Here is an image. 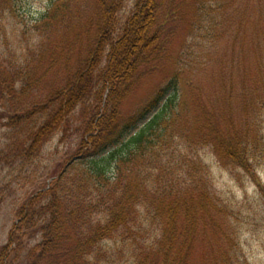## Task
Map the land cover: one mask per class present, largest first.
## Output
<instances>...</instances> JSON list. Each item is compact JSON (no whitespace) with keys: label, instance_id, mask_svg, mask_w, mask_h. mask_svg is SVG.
Returning a JSON list of instances; mask_svg holds the SVG:
<instances>
[{"label":"trees","instance_id":"16d2710c","mask_svg":"<svg viewBox=\"0 0 264 264\" xmlns=\"http://www.w3.org/2000/svg\"><path fill=\"white\" fill-rule=\"evenodd\" d=\"M87 1L56 0L35 26L44 40L55 36L50 46L46 48L41 41L37 50L29 51L31 59L23 63L11 56L7 69L0 62L4 66L0 68V109L7 101L17 106L14 98L23 96L19 99L24 111L12 113L8 120L16 131L27 129L26 158L62 131L67 118L81 107L75 161L87 163L82 171H64L48 192L37 196L41 202L32 199L21 208L19 224L4 250L20 246L23 231L34 228L42 240L29 253L28 264H100L104 243L125 234L144 236L139 214L145 208L153 214L151 223L160 219L152 226L158 234L151 244L138 246L135 264H194L196 237L202 225L212 222L210 214L218 206L208 180L197 172L201 161L189 155L178 162L165 158L176 136L186 146L209 145L222 161L245 171H250L258 156H264L262 48H252L255 66L244 60L251 15L256 28L264 23V0H180L184 5L181 15L186 19V11L190 13L189 32L198 25L215 32L208 33L211 46L216 47V57L211 56L214 60L208 63L213 79L208 94L225 102L220 107L200 88L190 87L188 95L181 92L186 62L180 53L166 86L130 117L122 115V105L141 68L154 69L150 64L164 55L159 17L168 3L178 0H134L124 27L118 32L112 28L110 33V20L122 0H91V7ZM98 17L104 19L106 28ZM224 39L229 41L227 46L221 44ZM75 48L95 49L87 55L80 50L74 59ZM51 55L54 59H49ZM32 59L36 63L26 65ZM47 61L48 68L54 69L49 71L64 77L52 85L50 98H36L45 94H29L30 87L48 84L42 79L47 71L38 75L31 67H44ZM20 82L26 87L18 95L15 86ZM237 94L242 124L237 128L240 133L229 134L220 121L228 130L235 126L229 111ZM47 193L50 196L43 199ZM218 229L217 235L222 234V228ZM232 261L223 252L217 264Z\"/></svg>","mask_w":264,"mask_h":264},{"label":"rangeland","instance_id":"374dc122","mask_svg":"<svg viewBox=\"0 0 264 264\" xmlns=\"http://www.w3.org/2000/svg\"><path fill=\"white\" fill-rule=\"evenodd\" d=\"M55 1L0 0V62L5 69L8 68V60L11 56H15V62L23 63L27 57H30L28 56L30 50L38 49L44 36L37 31L35 26L43 19L48 8ZM87 2L88 7H91L92 4H89L91 0ZM119 3L114 19L110 20L111 26L107 30L109 33L112 28L114 32L121 30L126 18L133 11L134 0H122ZM183 6V2L178 0L173 4L168 3L162 10L159 26L162 25L161 40H165L164 55L157 57L150 64H153L154 69H149L148 65L141 68L139 79L132 84L131 93L122 105L121 113L124 117L135 115L148 100L166 86L178 63L180 53L186 62L183 65L186 73L182 76L180 83L181 92L188 95L190 87L200 88L202 92H205L206 98H212L220 104V107L223 106L224 100H219L220 97L213 98L208 94L213 83L208 63L214 60L211 56L216 57V54H213L215 51L213 48L216 47L211 46L212 37H209L208 33L212 35L215 32L210 31L206 25L205 28L203 25H198L189 32L190 13L189 10L186 11L185 19L180 13ZM250 9L251 7L248 6L249 15ZM101 20V26L104 29L107 26H104V19L101 18ZM255 21L252 14L248 45L244 49V60L251 67L257 64L252 48H262L261 62L264 63V23L256 28L257 21ZM54 38L55 36L48 35V39L44 40V46L48 48ZM229 40L232 42L231 35ZM228 43L227 39L221 42L224 46ZM93 49L95 48H75L73 57L74 59L78 57L80 50L85 51L87 55L88 51ZM106 56L107 51L103 57L104 64ZM28 59L30 60L31 57ZM49 59H54V56L51 55ZM35 63L36 60L32 59L26 65ZM2 64L0 68L3 69ZM49 66L47 61L44 67L37 68L36 65L31 67L37 74L47 71L42 79L48 84L44 83V86L40 88H35L33 85L30 87L29 94L37 92L45 94L36 98H50L52 85L57 84L64 77L61 74L58 78L55 72L49 71L54 70L49 69ZM25 87L26 85L21 82L17 87L15 86L18 95L22 94ZM22 97L14 98V103H19L17 106L7 101L0 109V264H28L29 253L42 240L39 230H34V228L29 231L24 230L19 238L20 242L22 241L21 245H14L10 250L6 249L8 253L4 250L9 244L11 232L19 224L21 208L32 199L34 203L41 202L37 196L41 192H48L47 189L64 171L75 169L79 172L87 167V163L75 161L79 142V135H76L75 131L76 128L81 127L83 120L80 118V113H83L81 107L74 115L67 118L68 123L64 127L68 129L67 135L64 134L63 129L48 142L38 146L34 155L26 158L27 147L24 145L27 129H24L25 132L21 128L16 131L8 120V116L12 113L24 111V106L21 107L22 103L19 99ZM240 109V99L237 94L229 111V114L233 116L235 126L228 130L226 129L228 126H224L220 121L221 128L226 133H240V129H237L242 124ZM23 126L27 128L26 125ZM262 135L264 137V123ZM168 153V157L165 158L167 161L170 159L178 162L185 155H189L195 161H201L202 164L200 163L198 167L200 169L197 172L203 173L201 176L203 180H208V187L218 206V210H212L210 214L212 222L207 223L206 227L202 225L200 234L196 237L194 264H217L219 253L223 252L233 258L232 264H264V156L262 159L258 156V160L253 161L250 171H245L237 165L222 161L209 145L186 146L177 136L174 138L173 148ZM50 194L47 193L43 199L49 197ZM152 215L145 208H141L140 226L144 227V236L137 234L133 237L125 234V237L121 235L117 241L104 243L101 251L105 256L104 259L101 258L103 260L100 264H135V251L138 246L151 244L150 242L158 234L153 227L157 226L160 219L157 218L151 223ZM218 226L222 228V234L219 235H217L220 230ZM130 237L132 239L129 240Z\"/></svg>","mask_w":264,"mask_h":264}]
</instances>
